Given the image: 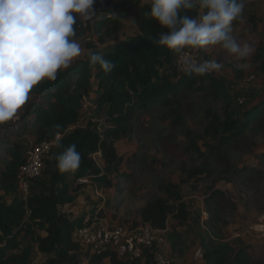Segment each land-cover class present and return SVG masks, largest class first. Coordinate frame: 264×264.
<instances>
[{"label": "trees", "instance_id": "1", "mask_svg": "<svg viewBox=\"0 0 264 264\" xmlns=\"http://www.w3.org/2000/svg\"><path fill=\"white\" fill-rule=\"evenodd\" d=\"M94 4L102 15L95 23L96 29L101 31L107 23L113 26L107 35L117 31L116 19L131 9V3L125 0H95ZM149 10L150 6H144L137 13L139 33L117 45L115 54L110 50L100 52L114 63L110 72L90 64L89 58L78 60L58 70L55 80L44 78L28 91L27 95L33 96L23 103L19 117L25 119L32 140L26 139L23 130L5 131L0 140V156H4L0 161V264H32L34 254L43 264H81L83 260L87 264H154L150 250H144L141 261L119 257L111 247L89 253L75 236L83 226L102 223L99 201L87 202L88 208L80 211L73 209L86 184L111 188L119 178H129L121 170L117 142L128 137L135 120L153 108L164 107L176 115L186 91H197L220 104V110L207 111L201 136L189 139L188 134L186 152L225 160L226 149L243 144L248 133L264 126V88L237 84L219 75L202 78L181 73L178 55L156 43L160 32L167 29L146 16ZM74 27L76 39L87 24L78 18ZM191 51L202 60L199 50ZM252 62L264 75V43L254 48ZM238 97L244 101L239 103ZM85 101L101 113V122L87 118L84 125H78ZM44 140L56 143L44 158L40 174L30 179L28 196L23 200L18 187L19 168L25 163L30 145ZM70 145L80 153V166L62 172L56 167V157ZM179 172L176 181L160 179L139 210L137 221L123 226L133 231L142 224L163 232L173 264H183L192 247L191 234L197 239L202 264H253L247 246L236 247L221 237L219 227L227 193L214 182L223 176L209 182L217 173L207 161L182 166ZM236 175L250 179L254 174L243 166ZM201 182L205 183L201 207L206 213L204 220L200 212L190 210L185 198Z\"/></svg>", "mask_w": 264, "mask_h": 264}, {"label": "rangeland", "instance_id": "2", "mask_svg": "<svg viewBox=\"0 0 264 264\" xmlns=\"http://www.w3.org/2000/svg\"><path fill=\"white\" fill-rule=\"evenodd\" d=\"M125 1L131 3V9L121 19H116L119 23L118 29L110 35L106 32H111L113 28L111 23H107L101 31L95 27V23L102 18L95 4L94 14L80 17L87 27L75 39L81 45L82 51L71 63L88 59L89 53L110 50L115 54L118 51L115 49L117 45L124 44L126 40L139 33L135 16L141 8L149 5H145L144 0ZM243 3L245 6L243 15L233 23L232 34L238 41H246L254 49L260 43H264V0H243ZM198 52L201 61L215 59L222 64L220 70L211 74L233 79L237 84L250 80L253 86L264 88V75L258 72L256 64L252 62L253 53L244 60H238L219 46ZM63 69L65 68L59 70ZM261 95L264 96V92ZM32 96L27 95V98ZM88 104V101H85L87 107L81 111L78 125H84L87 118H92L93 122L102 121L101 113L95 106L89 107ZM22 109L23 104L16 109L11 119L0 123V140L3 139L5 131L15 133L20 130L25 132L26 139L32 140L25 119L19 117ZM211 109L220 110V104L207 100L197 91H186L181 97L176 115L164 107H156L140 115L135 120L131 134L117 142V152L122 159L121 170H125L129 178H119V183L111 188L86 184L78 195V206L73 208L75 212L88 208L87 202L99 201V207L103 211L102 223L132 224L137 221L139 210L150 198L160 179L176 181L179 178L180 167L199 165L207 161L217 173L209 182L223 176V179L213 182L227 193L221 213L223 221L219 227L221 237L236 247L247 246L253 264H264V236L245 233L249 224L264 218V162L261 163V160H264V126L248 133L243 144L226 149L225 160L209 154L204 158L198 156L196 152H186L188 134L189 139L202 135L207 122L206 113ZM198 145L201 150L204 149L201 139ZM3 158L4 156H0V161ZM97 162L101 165L100 160ZM243 166L252 170L254 175L250 179L237 177V171ZM228 179L230 182L226 181ZM204 188L205 183L201 182L196 191L187 192L185 196L190 210L200 212L202 220L206 218V213L201 209ZM232 204L235 205L233 209ZM189 236L192 247L183 264H202L198 261L201 258V251L197 239L192 234ZM32 264H43L39 255L34 254ZM81 264L87 263L83 260Z\"/></svg>", "mask_w": 264, "mask_h": 264}, {"label": "clouds", "instance_id": "3", "mask_svg": "<svg viewBox=\"0 0 264 264\" xmlns=\"http://www.w3.org/2000/svg\"><path fill=\"white\" fill-rule=\"evenodd\" d=\"M95 0H0V123L12 118L27 100L28 91L42 79L55 80L81 55L73 39L80 17L95 13ZM146 16L161 28L156 43L175 52L186 75L203 76L222 68L217 60L197 61L189 50L207 51L219 46L238 60L254 49L232 34L233 22L242 17L243 0H144ZM188 13H195L189 15ZM79 14V16L77 15ZM89 62L104 72L114 67L100 53H89ZM81 156L70 145L56 157L62 172L80 166Z\"/></svg>", "mask_w": 264, "mask_h": 264}, {"label": "built area", "instance_id": "4", "mask_svg": "<svg viewBox=\"0 0 264 264\" xmlns=\"http://www.w3.org/2000/svg\"><path fill=\"white\" fill-rule=\"evenodd\" d=\"M189 54L198 62L201 61L195 51L189 50ZM177 66L178 70L183 73L178 56ZM244 83H250V80H245ZM243 101L242 97H238L239 103ZM55 143L56 140H44L31 144L27 150L26 160L19 168L18 177L19 192L23 200H26L28 196L30 179L40 174L43 160ZM161 233L148 225L140 224L130 231L123 225L101 223L83 226L76 231L75 236L89 253H99L104 248L111 247L119 257L141 261L144 250H150L154 253V264H173L168 246H166L167 242ZM245 233L264 236V218L249 224Z\"/></svg>", "mask_w": 264, "mask_h": 264}, {"label": "crops", "instance_id": "5", "mask_svg": "<svg viewBox=\"0 0 264 264\" xmlns=\"http://www.w3.org/2000/svg\"><path fill=\"white\" fill-rule=\"evenodd\" d=\"M200 263H202V260H201V258L198 260Z\"/></svg>", "mask_w": 264, "mask_h": 264}]
</instances>
